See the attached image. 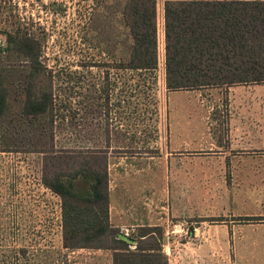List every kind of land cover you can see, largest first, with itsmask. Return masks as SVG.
Masks as SVG:
<instances>
[{
  "label": "rangeland",
  "instance_id": "rangeland-1",
  "mask_svg": "<svg viewBox=\"0 0 264 264\" xmlns=\"http://www.w3.org/2000/svg\"><path fill=\"white\" fill-rule=\"evenodd\" d=\"M125 1L0 0V49L5 31L37 40L43 82L52 85L56 149H102L108 137L111 164L138 167L128 177L148 184L146 196L154 186L161 212L175 210L169 225L183 224L186 234L172 233L168 264H186L183 243L194 227L223 219L255 242L237 248V263L264 264V225L247 226L264 224V82L168 91L163 0H155L157 69H116L130 45ZM23 64L20 55H0V66ZM42 159L0 152V264H112L110 250L63 247L60 199L42 183Z\"/></svg>",
  "mask_w": 264,
  "mask_h": 264
},
{
  "label": "trees",
  "instance_id": "trees-1",
  "mask_svg": "<svg viewBox=\"0 0 264 264\" xmlns=\"http://www.w3.org/2000/svg\"><path fill=\"white\" fill-rule=\"evenodd\" d=\"M121 15L130 45L114 67L156 70V1L126 0ZM162 19L168 91L264 82V0H163ZM2 33L7 46L0 55H20L25 64L0 66V152L43 155L42 183L60 199L63 247L110 250L112 264H167L161 228L133 236L110 226L107 150L55 148L52 85L43 82L37 40L20 29Z\"/></svg>",
  "mask_w": 264,
  "mask_h": 264
},
{
  "label": "crops",
  "instance_id": "crops-1",
  "mask_svg": "<svg viewBox=\"0 0 264 264\" xmlns=\"http://www.w3.org/2000/svg\"><path fill=\"white\" fill-rule=\"evenodd\" d=\"M102 149L107 150L108 220L110 226L119 229L122 233L135 232L140 228H161L162 253L168 260L172 256L171 251L173 250L170 245L172 233L169 224L170 218L176 216L175 210L165 209L161 212L156 202L159 193L154 190V186L151 185V193L146 196L144 192L148 191L145 190L148 184L139 182L135 177H128V174L135 175L141 170L138 167L133 168V166L123 168L119 161L116 164H111L113 159L110 152L113 149L110 145L107 147L106 143ZM183 150H186V148H183ZM124 156L127 158L134 157L133 154ZM113 167L120 168L113 169ZM111 176L114 181L110 179ZM155 177L157 176L155 175ZM144 197H147L148 202H144ZM221 221V224H212L208 227L202 226L201 223L189 233L188 240L183 243V251L187 250V255H189L186 264H238L239 252L237 248H248L255 244L253 240H243L246 234L241 232V225L234 223V221H228L227 223L224 219ZM245 226L243 225V228ZM127 233L125 235H128ZM245 260L248 259L245 257ZM243 264L248 263L244 261Z\"/></svg>",
  "mask_w": 264,
  "mask_h": 264
},
{
  "label": "built area",
  "instance_id": "built-area-1",
  "mask_svg": "<svg viewBox=\"0 0 264 264\" xmlns=\"http://www.w3.org/2000/svg\"><path fill=\"white\" fill-rule=\"evenodd\" d=\"M176 231L183 232L186 234V228L184 227L183 224H173L172 229H171V233H174Z\"/></svg>",
  "mask_w": 264,
  "mask_h": 264
}]
</instances>
